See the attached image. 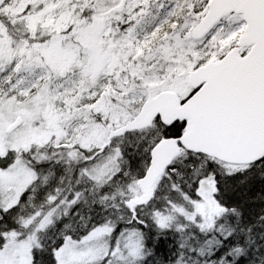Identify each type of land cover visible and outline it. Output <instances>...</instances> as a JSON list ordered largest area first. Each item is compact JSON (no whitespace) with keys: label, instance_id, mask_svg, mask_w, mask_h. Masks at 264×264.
Returning a JSON list of instances; mask_svg holds the SVG:
<instances>
[{"label":"snow or ice","instance_id":"6c2138e0","mask_svg":"<svg viewBox=\"0 0 264 264\" xmlns=\"http://www.w3.org/2000/svg\"><path fill=\"white\" fill-rule=\"evenodd\" d=\"M0 264H264V0H0Z\"/></svg>","mask_w":264,"mask_h":264}]
</instances>
